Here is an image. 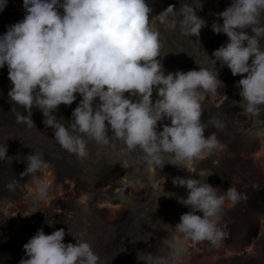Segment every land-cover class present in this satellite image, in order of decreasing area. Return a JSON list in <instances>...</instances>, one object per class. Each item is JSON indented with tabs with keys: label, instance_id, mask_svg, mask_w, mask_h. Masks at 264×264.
Instances as JSON below:
<instances>
[{
	"label": "clouds",
	"instance_id": "obj_1",
	"mask_svg": "<svg viewBox=\"0 0 264 264\" xmlns=\"http://www.w3.org/2000/svg\"><path fill=\"white\" fill-rule=\"evenodd\" d=\"M193 3L195 8L184 3L178 11L170 5L150 20L146 0H23L26 15L0 35V69L7 66L12 84L8 96L27 112H15L17 122L32 126L31 110L38 108L56 142L79 158L88 155L85 137L101 145L119 141L156 167L164 166L166 155L184 168L211 154L221 146L214 133L205 136L202 101L204 93L223 86L217 61L233 76L247 74L237 84L247 113L256 116L264 106V0H232L217 14L223 22H214L211 30L225 34L228 42L212 53V71L199 67L165 75L157 59L162 47L157 25L179 27L182 36L198 38L206 21L196 14L199 0ZM6 6L7 0H0V12ZM249 28L252 35L245 31ZM77 94L81 99L70 121L57 120L53 113L61 104H73ZM7 151L0 144V161L8 159ZM26 159L23 174H31L35 196L43 200L48 185L42 174L49 164L40 153ZM172 183L186 189L178 203L191 210L171 226L180 240L163 239L157 251L166 249V254L138 255L143 264H184L189 240L217 246L222 231L214 218L226 203L246 199L233 186L220 192L201 179L174 177ZM65 235L64 228L51 234L38 229L23 245L26 258L19 264H101L83 234L74 236L75 244H65Z\"/></svg>",
	"mask_w": 264,
	"mask_h": 264
},
{
	"label": "rangeland",
	"instance_id": "obj_2",
	"mask_svg": "<svg viewBox=\"0 0 264 264\" xmlns=\"http://www.w3.org/2000/svg\"><path fill=\"white\" fill-rule=\"evenodd\" d=\"M199 2L202 7L197 9L196 14L206 21V26L201 29L198 38L182 36L179 27L170 30L165 25H157L161 32L162 44L161 55L157 59L161 61L165 75L169 72L175 73L178 70L184 72L199 70V67L212 71V59H214L212 53L228 42V37L225 34L213 33L211 25L214 22L222 24L223 21L217 14L224 11L232 0H199ZM146 3L152 9L150 20L170 5L174 6L177 11L184 3L196 7L193 0H146ZM261 19L264 20V16ZM245 31L252 35L250 28ZM261 43L264 44V41ZM215 71L219 73L218 78L222 81L223 86L219 88L217 93H204L208 109H206V119L203 121L208 135L214 133L217 139L222 142L232 147L238 145V151L246 150V146L257 142V148L251 154L254 155L257 152L264 154V106H261L258 115L253 116L240 105V88L237 84L247 74L233 76L226 66L221 67L219 61L216 62ZM153 94V101H155L157 99L155 89ZM163 123L169 122L164 121ZM158 130H161L159 126ZM56 143L53 135L50 134L45 137L31 138L26 142L27 147L29 146L27 151H23L21 144L16 145V154L7 151L8 159L6 160L20 163L23 160L19 159L25 157L27 152L42 153L48 149H52L53 158L66 159L69 157L72 159L75 157V154L65 151ZM55 144L60 150L54 154L57 150ZM76 158L74 166L84 170V158ZM164 160L163 167L150 165L144 160L139 150L130 152L124 145L116 152L102 151L101 155L96 158L95 164L98 171L95 173L109 168L120 171L117 179L118 191L107 196L106 200L101 203L106 206L105 218L110 222V226L106 227L99 224L88 210L83 209L81 214L85 221L79 224L80 226H73L69 233H75L78 239L83 234L82 238L90 243L93 251L100 257L101 264H143L137 259L138 255L147 253L166 254V249L157 251L161 241L166 238L180 240V237L174 234L171 226L174 227L179 222L180 216L191 209L178 203L180 197H186L181 195L177 186L173 185L172 180L174 177L183 174L187 168L194 166L193 161L187 162L184 168L171 164L176 162L168 155L164 157ZM238 163V160H232L231 165L235 168ZM198 173L202 174L192 178L205 180L211 185L218 182L211 170L204 168ZM85 175H92L91 171ZM168 193L175 195L166 196ZM252 193L247 192L246 200L258 199L249 205L250 214L252 217H259V215L261 217L264 214V205L258 206V203L264 198V193L257 191V193H253L254 196ZM83 197L85 198V196ZM80 201L83 202L82 199ZM11 217L13 228L9 232V236L20 223L16 214L11 215ZM225 218L227 220L224 223H222L224 218L221 213L214 218L222 231V239L218 245L205 244L198 255L190 260V264H228L232 257L240 253L244 254L245 260L243 262L250 264L262 255L261 247L256 244L253 236L249 237L241 252L236 251V243L231 237V232L240 224V221L247 223L244 212L233 214L229 210L225 213ZM118 220L120 224L123 223L121 224L124 225L123 227H117V223L112 224ZM64 243L75 244L76 240L72 237H65ZM0 258H4L0 260V263L4 262L5 257L0 256ZM258 264H261L260 261Z\"/></svg>",
	"mask_w": 264,
	"mask_h": 264
},
{
	"label": "bare ground",
	"instance_id": "obj_3",
	"mask_svg": "<svg viewBox=\"0 0 264 264\" xmlns=\"http://www.w3.org/2000/svg\"><path fill=\"white\" fill-rule=\"evenodd\" d=\"M22 5L23 0H7V6L3 12H0V35L7 31L8 26L21 21L26 15ZM11 87V81L8 79V69L5 66L0 69V144L6 145L8 151L15 155L16 145L21 144L23 151H27L29 146L27 147L26 142L29 139L38 138L39 136L45 137L48 134L52 136L53 130L50 127H45L43 123L45 118L36 107L31 110L32 126L17 122L14 113L20 112L22 115H27V112L23 107L16 105L8 96ZM125 96H128V94L125 93ZM80 99L81 97L77 94V100L73 104L70 106L61 104L53 115L56 116L57 120L63 117L65 124H67ZM132 99L135 100L136 98L133 97ZM152 99L154 100V94ZM202 109L201 120L203 123V120L206 119V109H208L206 98L202 101ZM108 134L111 135V132ZM207 135L206 129L205 136ZM85 139L88 155L84 158V170L74 166L76 164L75 158H79L77 155L72 159L69 157L58 159L52 157V149L40 153L49 164V167L42 174V178L48 185L47 195L43 200L37 199L35 196V185L31 174H23L27 168L26 157L32 153L27 152L26 155L24 154L25 157L19 159L23 160L20 163H14L10 160L0 161V256L5 257L4 262L0 264H19L21 258H26L23 245L38 229L42 228L45 234H51L64 228L65 237H77L75 233H69V230L75 225L80 226L79 224L85 221L84 216L81 214L83 209L88 210L99 224L106 227L110 226V222L105 218L106 206L101 203L106 200L107 196L118 191L117 179L120 171L109 168L95 173V171H98L96 170L95 160L101 155L102 151L111 150L116 152L123 144L119 141H113L110 145H101L87 137ZM217 140L221 147L214 149L211 154L193 161L194 167L187 168L179 177L192 178L193 176H199L202 173H198V171L206 168L211 170L217 177L218 182L212 184V186L218 188L220 192H224L233 186L241 193L246 194V197L249 191L264 193V154L258 152L254 155L251 154L256 150L257 142L246 146V150L238 151V145L232 147L219 139ZM236 141L238 142V139ZM56 144L54 146L57 150L54 154L60 150ZM232 160H238L237 167L234 168L231 165ZM90 171L92 175H85ZM115 188L116 190H114ZM177 188L181 195L187 196L185 188L178 186ZM79 199H82L83 202ZM257 199L254 200L253 198L250 201L241 199L235 205L226 203L221 211L224 218L222 223L227 220L225 213L229 210L233 214L244 212L247 223L240 221V224L231 232V237L235 240L237 252H241L250 236L254 237L256 244L261 247L262 255L250 264H258L259 261L264 264V214L261 217L260 215L259 217H252L250 214L251 208L249 207ZM260 205H264V198L258 203V206ZM14 214L19 217L20 223L9 236L8 234L13 228L11 215ZM195 214L202 216V213L199 212ZM48 219L55 221L53 226L49 227L46 224L45 221ZM115 223H117V227L124 226L121 225L122 222L120 224L119 220L112 222V224ZM205 244L207 245L208 242L185 241V264H190V260L198 255ZM243 255L240 253L232 257L228 264H245ZM2 259L4 258H0V260Z\"/></svg>",
	"mask_w": 264,
	"mask_h": 264
}]
</instances>
